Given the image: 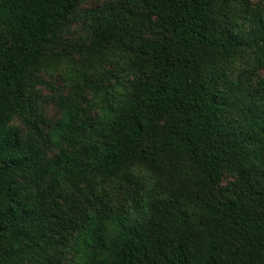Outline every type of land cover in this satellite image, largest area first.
Returning a JSON list of instances; mask_svg holds the SVG:
<instances>
[{"label": "trees", "instance_id": "1", "mask_svg": "<svg viewBox=\"0 0 264 264\" xmlns=\"http://www.w3.org/2000/svg\"><path fill=\"white\" fill-rule=\"evenodd\" d=\"M79 2L0 0V264H264V0H113L75 58Z\"/></svg>", "mask_w": 264, "mask_h": 264}, {"label": "rangeland", "instance_id": "2", "mask_svg": "<svg viewBox=\"0 0 264 264\" xmlns=\"http://www.w3.org/2000/svg\"><path fill=\"white\" fill-rule=\"evenodd\" d=\"M113 0H80L76 9L72 15L68 18V21L61 32V38L65 42H59L57 50L60 51L62 48L64 51L68 50L71 54L78 58L77 47L80 44L87 43L90 37L89 25L91 22V11H101L103 8L108 6ZM240 1V0H238ZM250 5L256 8L261 4V0H249ZM75 47V48H74ZM61 50V51H63ZM107 69H111L107 67ZM264 77V68L260 69L256 75V79ZM40 83L35 87L34 90L29 92L31 99L36 103L37 109L41 114L39 120V126L44 132H49L54 123L60 118L62 109L60 106L61 98L67 96L70 93V86L65 82L63 75L58 70L43 71L38 76ZM83 93L87 96L88 100H91L88 90L84 88ZM97 110H93L90 113L91 118L96 116ZM30 114H28L29 116ZM13 124L19 128L23 135L29 132V126L25 120L21 117H15ZM48 155L51 156L56 149L55 144H46ZM235 180V176L230 173H225L222 176L221 186H227ZM84 187L81 188L77 193L79 198L78 203L73 211L70 212L71 223L75 218L76 212H80L85 205L87 200L84 198ZM123 195L120 193L117 198H114L112 204H116L123 201ZM72 259V255H68L63 259L60 264H69Z\"/></svg>", "mask_w": 264, "mask_h": 264}]
</instances>
